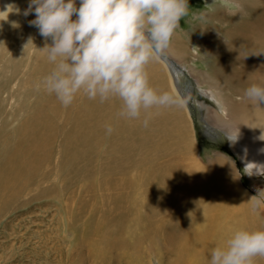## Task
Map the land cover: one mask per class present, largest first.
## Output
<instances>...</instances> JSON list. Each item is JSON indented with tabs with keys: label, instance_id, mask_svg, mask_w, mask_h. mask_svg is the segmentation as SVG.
Wrapping results in <instances>:
<instances>
[{
	"label": "bare ground",
	"instance_id": "obj_1",
	"mask_svg": "<svg viewBox=\"0 0 264 264\" xmlns=\"http://www.w3.org/2000/svg\"><path fill=\"white\" fill-rule=\"evenodd\" d=\"M235 2L240 6L239 14L224 15L216 9L211 16L216 21L228 22L222 30L228 39L227 43L215 46V41L211 43L212 37L208 36L206 39L202 28L196 32L201 35L199 39L204 41L203 52L209 58L220 59L210 62L209 73L221 84H225L229 94L240 95L241 100L234 101L228 95L230 102H224L215 94L212 86H207L208 89L200 90V96L202 92L214 94L219 105L213 109L203 100L200 106L204 112V120L215 133L208 136L214 140L224 137L225 144L235 153L246 175H262L264 115H259L264 113V104L258 105L245 97L244 90L252 83H264V0ZM3 20L0 16V42H5L8 35H14L15 23L4 20L1 26ZM175 44L177 48L179 42ZM162 52L164 58L163 55L153 53L158 63L150 59L145 66L148 83L157 92L168 91L173 94L177 104L149 109L148 124L144 126V110L139 118L123 117L119 115L122 102L118 97L101 102L98 97L89 98L81 90V104L74 111L70 130L61 136L64 158H70L72 165L77 160L90 165L88 173L99 175L91 181L88 177L91 190L100 189V199L107 201L109 197L111 203L110 209L103 208L97 212V220L89 216L94 213L92 211H98L92 206L80 227L78 237L74 238V242L86 246L90 255L88 264H110L108 258L112 254L118 259L124 256L129 258L127 264H136L142 244L152 248L153 251L147 254H156L166 249L165 253L170 256L166 264H210L211 250L223 245L225 237L234 229L241 228L225 220L232 215L229 213L233 210L229 209L231 205L236 204L229 203L232 199L229 185L222 180L209 182L217 179L218 175H203L202 166L196 160L199 166H195L196 172L190 175L176 163L160 165L155 161L159 165H154V160L159 156L169 153L179 155L193 148L186 141L188 132L181 112V107L187 112L190 107L188 97L193 94V90L190 84L183 86L182 83L192 77L193 71L185 68L169 49ZM41 68L47 71L46 64ZM197 81L198 79H194L196 86H200ZM187 87L190 95L186 92ZM37 98L38 104L16 125L6 128L7 123L0 121V218L19 196L28 195L39 175V179L45 177L42 167L45 159L44 145L51 132L49 113L54 108L59 110V103L52 104L45 91H40ZM192 102L195 103V100ZM226 106L232 117L230 121L220 117L226 114ZM251 115L254 118H248ZM218 116L222 121L217 125L219 128L213 123ZM105 125H111L110 133L106 131ZM236 126L237 138L234 141L229 140L228 136L235 135ZM196 152L194 147V155H197ZM58 188L59 186L53 192ZM33 195L34 197L24 196L20 201L22 205H32L31 200H34V204L42 200L40 193ZM54 195L57 203L64 204L58 198L61 195L59 191ZM133 201L145 209L141 212H145L146 222L144 221L143 226L137 224L140 217L130 218ZM113 210L115 214H111ZM79 214L69 211L68 216L78 221L82 218ZM99 252L101 256L103 253L102 259L97 256Z\"/></svg>",
	"mask_w": 264,
	"mask_h": 264
},
{
	"label": "rangeland",
	"instance_id": "obj_2",
	"mask_svg": "<svg viewBox=\"0 0 264 264\" xmlns=\"http://www.w3.org/2000/svg\"><path fill=\"white\" fill-rule=\"evenodd\" d=\"M235 1L188 0L187 14L180 19L179 26L175 29L169 47L167 48L172 51L170 52L172 55L180 59V63L182 65L184 64L183 66H186L185 68L190 72L193 71L192 77L190 75L188 76L191 77L193 83L194 79H198L200 82V86H196L194 83V88L201 87L200 89L198 88L200 92L201 89H208L207 86H212L215 94L224 102L229 101L228 95L232 96L231 99L234 101H240L241 97L237 94H229L227 88H225V84H221L211 76L208 71V65L211 61H218L220 59L217 57L209 58V56L203 52L204 41L199 39L201 35L196 31H198L199 28L200 31L202 28L206 35V39L212 37L213 40H211V43L213 44L215 41L213 44L215 46L219 43H227L228 39L223 35L222 30L228 25V22L222 20L216 21L214 18L212 19L211 16L216 9H218L216 11L222 12L224 15L239 14L240 6ZM76 3L78 6L79 0H76ZM27 7L28 0H0V16L7 22L15 23L14 35H8L5 42H0V121L7 123L6 128H11L16 125L20 119L29 114L32 108L38 104L37 97L40 91L44 90L43 88H37L36 84L53 67L52 63L47 59L46 52L41 49L46 43L51 44V39L42 37L38 29L28 23V21L34 19L35 13L29 12L28 15L25 16L23 13ZM33 7L35 6L33 5ZM73 18H75V14ZM4 20L1 22V26ZM2 29L3 27L1 30ZM29 38H31L32 41L29 40ZM174 42H179L177 46L178 49L175 47L176 44ZM176 49L178 53L174 54V52H177ZM219 54L221 53H218V55ZM150 59L158 63L154 55H152ZM44 64H46L47 71L41 68L42 65L44 67ZM181 78L186 81L183 77ZM182 85L188 86L187 82L182 83ZM188 88L189 87L186 88V92L190 95V90H188ZM80 93L81 91L76 93L70 105L64 106L56 99L54 94L46 92L52 104L59 103V110L54 108L49 113L51 132L44 145L45 159L42 167V173L45 177L39 179V175L32 186V190L28 193V195L32 197H34L33 194L38 195L40 193L42 200L37 204H34V200H31L32 205L23 206L20 201L24 196H28L24 194V196H19L18 199L13 201L1 216L0 264H88L90 261V255L86 246L74 242V238L78 237L80 227L83 221L88 217V213L91 212L90 208L92 206L97 208L98 211H92L94 213H91L89 216L97 220V212L103 208L110 209L111 203L106 193L104 195L107 197V201H102L100 199V189L95 188L91 190L90 181L94 180L95 177H99V175L88 173L87 169L90 165H86L82 160H77L72 165L70 158H64L61 136L70 130L74 111L81 104ZM196 93H198V91H194L193 94L191 93L188 99L198 110V116L201 115L203 118L202 115L204 112L200 106L201 102L205 100L204 103L213 109H215L214 107L216 105H219V102L217 103L214 94L210 95L208 92H202L201 97ZM193 99L195 103L192 102ZM196 100L198 104H196ZM183 110L184 108L182 109L181 107L186 130L188 132L186 141L192 144L193 148L195 147L197 155H194L193 148L189 152L179 155L169 153L172 156L169 154L159 156L154 160V165L176 163V165L179 164V166L183 167L184 172L189 175L196 172L195 166L201 165L203 175H218L217 179L209 182L222 180L230 187L232 199L229 203L236 204V206L231 205L229 209L233 210L229 211L228 209V211L229 213L231 212L232 215L226 217L225 220L241 228H264V204L253 209L251 202L247 201L251 196L256 195L257 189H264V174H262L263 176L260 174H255L254 176L246 175L244 170L238 166L236 159L231 157L230 153L222 149H213L208 146L203 139L198 140L196 138L193 116L189 109L188 112ZM225 110L228 111V113L225 111L226 114H222L220 117L225 121L232 120L227 106ZM185 113L187 114L185 115ZM217 113L220 114V112ZM263 115L264 113H260L259 117ZM248 118H254V115ZM213 123L215 127L219 128L217 125L218 123H222V121L219 120L218 116L213 120ZM195 160L199 162V165L196 164ZM260 177H262V179H259ZM57 186H59V188L53 192ZM57 191L61 194L58 197L61 198L60 202L64 201V204L62 202L57 203L54 198V194H57ZM133 203L134 201L131 203L132 209L130 218L135 219L136 216L140 217L138 219L136 217L138 220L137 224L143 226L146 219L144 216L145 212H141L145 209ZM133 205L134 208L132 207ZM15 206L18 207L13 208ZM69 211L80 213L79 215L82 218L78 221L72 220L70 216H68ZM115 213V210H113V213L111 212V214ZM93 214L95 216H93ZM225 239H227V236ZM151 251H153L152 248L146 246V244H142V247L139 249L140 255L136 264H166V260L170 258V256L165 253V251H167L166 249L156 254H147V252ZM136 255H138V253L135 254V256ZM97 256L102 259L103 253L101 256L99 252ZM119 259L115 254H112L110 259L108 258V261L110 260V264H127L129 261V258L125 256ZM96 260L98 261L100 259ZM258 262L259 264H264V256L253 257V264H258Z\"/></svg>",
	"mask_w": 264,
	"mask_h": 264
},
{
	"label": "clouds",
	"instance_id": "obj_3",
	"mask_svg": "<svg viewBox=\"0 0 264 264\" xmlns=\"http://www.w3.org/2000/svg\"><path fill=\"white\" fill-rule=\"evenodd\" d=\"M187 11L188 0H79L78 6L76 0H28L23 14L35 13L28 23L51 39L41 49L53 67L36 87L64 106L81 90L101 102L118 97L119 115L139 118L144 110L147 126L149 109L178 103L173 94L149 85L145 66L153 53L169 47ZM244 96L264 104V83L250 84ZM237 126L234 136L226 134L229 140L237 138ZM247 201L253 209L264 204V189ZM256 256H264V228H237L211 250L210 264H253Z\"/></svg>",
	"mask_w": 264,
	"mask_h": 264
},
{
	"label": "water",
	"instance_id": "obj_4",
	"mask_svg": "<svg viewBox=\"0 0 264 264\" xmlns=\"http://www.w3.org/2000/svg\"><path fill=\"white\" fill-rule=\"evenodd\" d=\"M157 55L161 56V55H163V52L162 51L158 52ZM163 58H164V55H163ZM186 75L188 76L187 73H186ZM187 83L191 84L193 92L198 91V93H196V94H198V96H199L200 95L199 89L194 88V83H193L191 78L187 80ZM188 104L190 105L189 111L193 116V123H194L195 131H196V138L198 140L203 139L205 141V143L208 144V146L212 147L213 149H217V150L222 149V150L230 153L231 157H234L236 159L238 166L241 167V169H242V165L238 161L235 153H233V151L229 149L228 145L225 144L224 137L222 139L220 138L219 140H214V139L209 138L208 135H210L211 133L215 134L214 130H212L211 127L208 126L207 122L201 116H198V110L196 109L195 106H193L194 104H192V103H188ZM194 114H196V115H194Z\"/></svg>",
	"mask_w": 264,
	"mask_h": 264
}]
</instances>
